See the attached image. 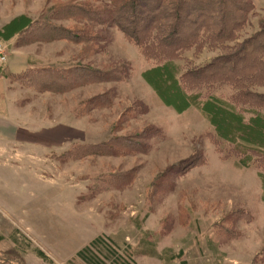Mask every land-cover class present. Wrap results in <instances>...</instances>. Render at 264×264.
<instances>
[{
  "label": "rangeland",
  "instance_id": "rangeland-1",
  "mask_svg": "<svg viewBox=\"0 0 264 264\" xmlns=\"http://www.w3.org/2000/svg\"><path fill=\"white\" fill-rule=\"evenodd\" d=\"M56 3L96 2L0 0V264H84L76 253L98 237L115 252L105 264H264V125L250 118L264 112L230 85L189 100L167 89L221 51L153 73L116 28L91 27L93 49L50 41L43 27L84 25L53 16ZM253 4L239 41L264 21ZM19 128L44 149L15 141Z\"/></svg>",
  "mask_w": 264,
  "mask_h": 264
},
{
  "label": "trees",
  "instance_id": "trees-1",
  "mask_svg": "<svg viewBox=\"0 0 264 264\" xmlns=\"http://www.w3.org/2000/svg\"><path fill=\"white\" fill-rule=\"evenodd\" d=\"M93 1L96 3L79 5L89 8L81 10L77 7L76 12L72 10L74 7L70 4L56 3L51 8L53 16L57 19L77 20L84 25L75 31L53 25L43 27V31L49 33V40L71 41L75 44L87 42L93 49L91 45L94 39L90 36L92 35L91 27L116 28L127 41L140 50L144 58L156 63L150 70L153 73H163L173 68L174 61L179 59L185 51L194 50L195 55L200 54L204 49L220 50L221 54L204 67L179 78L170 76L171 87L168 81H165L169 87L167 89H170L171 94L175 92L183 100H189V98L196 99L195 96L198 95L186 89L212 90L223 85H230L237 92V97L247 96L253 99L257 109L264 112V94L252 90V88L264 87V21L259 22L256 32L243 41H239L242 31L247 27L249 17L253 15L255 0ZM228 10L230 13L226 15ZM65 79V76L59 77V81H65ZM53 86L48 89L65 90L61 82L54 83ZM207 101L219 107H228L216 98ZM229 110L233 114L237 112L238 118L239 116L243 118L239 111H234L233 108ZM263 114L252 112L251 123L260 121L264 125ZM260 123L257 125L258 128L262 125ZM235 126L238 127V125ZM262 131L264 132V129ZM255 134L254 131V137H256ZM244 136L246 140H250L247 138L248 133L246 135L245 132ZM102 250L111 252L112 256L115 254L113 249L103 242L102 237H98L78 251L76 257L84 264H105L99 255ZM39 256L44 258L43 254L39 253ZM113 262L128 264L116 259Z\"/></svg>",
  "mask_w": 264,
  "mask_h": 264
},
{
  "label": "crops",
  "instance_id": "crops-1",
  "mask_svg": "<svg viewBox=\"0 0 264 264\" xmlns=\"http://www.w3.org/2000/svg\"><path fill=\"white\" fill-rule=\"evenodd\" d=\"M1 84V81H0ZM5 95H3L0 91V121L2 119V117H6L5 114H7L6 112H4L2 110V107L4 105V101H5ZM5 129V127H3ZM11 132V131H10ZM10 132H6L7 134ZM13 134V132H11ZM14 140L15 141H19V144H21L22 146L26 147V148H33L36 146H39L40 150L44 149L43 147L46 145L45 143L47 142V139L40 134H34L31 131L27 130V129H21L19 128V130L14 132ZM244 140V139H241ZM247 143L250 142L248 140H245ZM252 143V142H250ZM256 177V176H255ZM263 181H264V177H263ZM263 185V183H262ZM264 191V190H263ZM259 194L261 195L262 199L264 198V192H262V194L259 192Z\"/></svg>",
  "mask_w": 264,
  "mask_h": 264
},
{
  "label": "built area",
  "instance_id": "built-area-1",
  "mask_svg": "<svg viewBox=\"0 0 264 264\" xmlns=\"http://www.w3.org/2000/svg\"><path fill=\"white\" fill-rule=\"evenodd\" d=\"M2 47L0 46V62H3L5 60L4 53L2 51Z\"/></svg>",
  "mask_w": 264,
  "mask_h": 264
}]
</instances>
